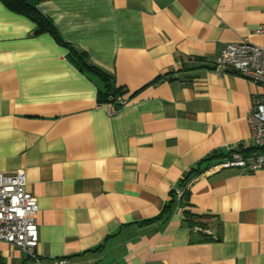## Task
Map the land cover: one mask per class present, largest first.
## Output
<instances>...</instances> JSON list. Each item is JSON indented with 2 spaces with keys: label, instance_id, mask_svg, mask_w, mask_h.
Returning a JSON list of instances; mask_svg holds the SVG:
<instances>
[{
  "label": "crops",
  "instance_id": "0c3cea01",
  "mask_svg": "<svg viewBox=\"0 0 264 264\" xmlns=\"http://www.w3.org/2000/svg\"><path fill=\"white\" fill-rule=\"evenodd\" d=\"M36 7L56 35L0 1V171L24 169L39 236L35 257L0 240V264H264V168L204 160L252 147L258 87L217 59L264 47V0ZM71 47L127 96L114 114Z\"/></svg>",
  "mask_w": 264,
  "mask_h": 264
},
{
  "label": "built area",
  "instance_id": "2783aa9c",
  "mask_svg": "<svg viewBox=\"0 0 264 264\" xmlns=\"http://www.w3.org/2000/svg\"><path fill=\"white\" fill-rule=\"evenodd\" d=\"M257 31L264 33V23ZM217 67L239 74L258 87L252 94L248 113L252 147L255 149L249 154L232 150L218 166L248 171L264 168V47L246 42L227 43L221 49ZM127 101L123 93L112 95L106 102L98 104H104L108 114H114ZM189 183H185V187ZM37 211V199L27 189L24 169L0 171V240L35 257L39 242Z\"/></svg>",
  "mask_w": 264,
  "mask_h": 264
},
{
  "label": "trees",
  "instance_id": "16d2710c",
  "mask_svg": "<svg viewBox=\"0 0 264 264\" xmlns=\"http://www.w3.org/2000/svg\"><path fill=\"white\" fill-rule=\"evenodd\" d=\"M2 4L8 8L9 10L25 15L32 19L35 23V33H40L44 31L52 32L56 35V30L54 28V25L52 24L51 20L44 16L36 7V2L39 0H0ZM71 57L75 61V63L80 66L82 69H87L91 71L92 73L97 74L103 81H105V90L101 91L99 93V97L97 102L98 103H104L106 102L110 96L116 95V94H123L121 91V88L115 87L109 83L108 78L104 75L101 70L97 69L95 66L90 64L87 59L86 55L83 52H79L75 50L73 47H71ZM255 148L249 147V148H241L239 147L236 149L237 151H240L245 154L251 153ZM229 155L228 152H221V151H213L212 154L205 158L204 160H211L215 157L219 159V162L224 160ZM201 172L200 168H191L190 171L187 173V175L180 180L179 185L184 186L185 183L191 180V178L195 177L197 174ZM187 190L183 189L182 192V202L187 204ZM171 205H166L164 207V211H168L170 209ZM188 213V212H187Z\"/></svg>",
  "mask_w": 264,
  "mask_h": 264
}]
</instances>
